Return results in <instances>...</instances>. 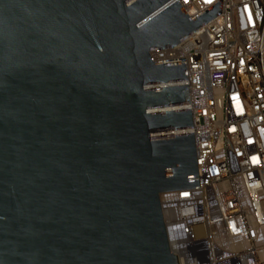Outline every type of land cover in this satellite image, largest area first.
<instances>
[{
	"label": "water",
	"instance_id": "water-1",
	"mask_svg": "<svg viewBox=\"0 0 264 264\" xmlns=\"http://www.w3.org/2000/svg\"><path fill=\"white\" fill-rule=\"evenodd\" d=\"M172 0H0V264H179L160 195L199 188L185 59L222 12ZM143 23V24H142ZM142 24L140 27H138Z\"/></svg>",
	"mask_w": 264,
	"mask_h": 264
},
{
	"label": "built area",
	"instance_id": "built-area-1",
	"mask_svg": "<svg viewBox=\"0 0 264 264\" xmlns=\"http://www.w3.org/2000/svg\"><path fill=\"white\" fill-rule=\"evenodd\" d=\"M178 1L191 21L220 0ZM142 23V24H143ZM140 24L138 27H140ZM153 62L185 59L199 188L160 195L171 252L179 264H264V0H222V12L177 47L150 51ZM256 158L255 162L254 159Z\"/></svg>",
	"mask_w": 264,
	"mask_h": 264
},
{
	"label": "snow or ice",
	"instance_id": "snow-or-ice-1",
	"mask_svg": "<svg viewBox=\"0 0 264 264\" xmlns=\"http://www.w3.org/2000/svg\"><path fill=\"white\" fill-rule=\"evenodd\" d=\"M253 159H254V162H255L256 158H253Z\"/></svg>",
	"mask_w": 264,
	"mask_h": 264
}]
</instances>
